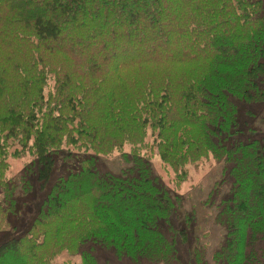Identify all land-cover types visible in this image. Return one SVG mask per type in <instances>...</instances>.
Masks as SVG:
<instances>
[{
  "label": "trees",
  "instance_id": "1",
  "mask_svg": "<svg viewBox=\"0 0 264 264\" xmlns=\"http://www.w3.org/2000/svg\"><path fill=\"white\" fill-rule=\"evenodd\" d=\"M159 2L0 0V228L19 194L43 193L0 264H51L88 242L135 264L172 259L176 239L159 223L179 201L150 154L181 180L189 164L223 163L229 191L213 205L226 234L213 261L264 264V135L241 118L264 103V1ZM116 152L126 167L102 172ZM26 157L9 180L10 159Z\"/></svg>",
  "mask_w": 264,
  "mask_h": 264
},
{
  "label": "rangeland",
  "instance_id": "2",
  "mask_svg": "<svg viewBox=\"0 0 264 264\" xmlns=\"http://www.w3.org/2000/svg\"><path fill=\"white\" fill-rule=\"evenodd\" d=\"M175 1L160 0L157 6H163V2L174 4ZM108 27L110 30L116 29V25ZM87 29L88 27L86 31ZM87 38L90 39L91 37L87 36ZM71 40L72 38L66 36L63 45L67 46ZM91 41L92 43L94 42L93 39ZM91 41H89L90 44ZM151 41L153 42V40H149V42ZM96 44L97 41L90 45V48H95ZM78 48H82V45H79ZM155 51L162 52L161 47H154V51L150 50L151 53ZM178 51L174 50V52ZM136 54V52H130L127 55L133 57ZM125 57L124 55L120 58L125 59ZM250 109L251 115L242 112L241 118L247 121L250 126H255L256 130H258L256 134L263 137L264 103L255 104ZM124 147L123 151L125 153L131 152L130 146L126 145ZM150 156L153 169L158 179L164 183L172 192V195L179 201L178 208L176 206L177 211L175 210L172 216L167 220H161L159 223L160 228L165 231L166 236L170 239H176L178 249L174 255V257L177 255L176 259L174 257L168 261L141 259L140 264H217L213 259L215 253L224 241L226 231L223 225L215 221L216 209L213 203L219 200L220 192L218 191L224 190V194H227L229 191V189H225L227 187L226 184L225 186L219 184L222 176H224V164L216 162L213 159H206L196 164H189L183 173L186 177L181 180V172L175 173L159 157L151 154ZM29 161L31 163L32 157L22 159L11 158L10 170L7 175L9 180L18 183L20 175L24 172L25 165ZM64 166L65 163L60 160L57 164L56 176L59 177L62 174L61 171ZM124 167L126 166L122 152H116L110 157L101 158L99 162V168L102 172L110 171L118 173ZM1 199H3L2 195H0V201ZM42 199L43 193L39 190L33 194H19V214L14 216V223H9L4 228H0V245L8 240L20 238L26 233L37 214ZM170 226L172 231L169 230ZM183 230H186L187 233L181 235ZM87 254L95 257L98 264H135L129 257L125 255L121 257L113 249L96 246L91 242L85 244L75 254H70L69 252L58 254L51 264H81L83 257L85 255L87 256Z\"/></svg>",
  "mask_w": 264,
  "mask_h": 264
}]
</instances>
